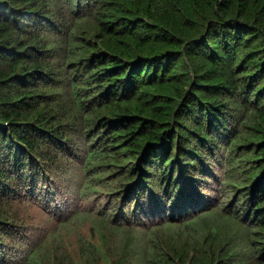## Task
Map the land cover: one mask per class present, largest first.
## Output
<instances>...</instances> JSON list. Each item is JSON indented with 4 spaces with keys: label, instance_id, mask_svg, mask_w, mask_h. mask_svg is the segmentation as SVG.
Instances as JSON below:
<instances>
[{
    "label": "trees",
    "instance_id": "16d2710c",
    "mask_svg": "<svg viewBox=\"0 0 264 264\" xmlns=\"http://www.w3.org/2000/svg\"><path fill=\"white\" fill-rule=\"evenodd\" d=\"M88 20L99 32L98 51L85 57L92 43L75 38L74 27ZM240 50L253 53L252 64L237 73ZM98 113L106 117L90 130ZM260 121L264 0H0V264H74L62 255L54 260L37 247L13 262L3 240L13 227L6 203L22 190L43 193L38 189L50 164L60 151L73 149L62 130L76 124L86 141L84 166L106 162L114 167L107 171L114 174L108 183L118 187L106 190L120 192L128 208L118 209L115 218L145 229L171 217L194 229L190 216L198 207L210 208L199 186L216 180L214 167L220 152L228 150L222 161L228 172H222L220 184L223 194H235L241 216L238 208L220 211L234 228L231 240L242 238L225 243L221 264H264ZM243 124L258 131L255 139L244 138ZM123 133L127 136L119 138ZM238 148L243 155L236 156ZM120 152L135 160L131 168L122 166L124 158L117 162ZM232 160L254 163L240 179ZM103 171L96 177L101 179ZM213 230L205 236L213 233L218 241ZM152 233L139 243L140 264H177L173 255L185 256L189 245L198 253L189 264H213L194 234L190 241L182 232L168 234L169 243L162 245Z\"/></svg>",
    "mask_w": 264,
    "mask_h": 264
},
{
    "label": "rangeland",
    "instance_id": "374dc122",
    "mask_svg": "<svg viewBox=\"0 0 264 264\" xmlns=\"http://www.w3.org/2000/svg\"><path fill=\"white\" fill-rule=\"evenodd\" d=\"M92 17L94 20L96 15ZM94 26V22L91 23L88 20L77 23L74 27L75 38L78 37L85 43H92L90 45L92 49H86L87 53L85 57H88L92 52L94 54L98 51V38L95 37L98 30ZM183 31L181 29V32ZM257 45L252 46L254 52L258 49ZM115 52L118 54L121 52V49L115 50ZM246 55V52L242 53L241 50L237 54L234 67L242 63V69L237 70V73L243 71V67L248 68L252 64L251 58L253 53L252 55ZM51 62L52 66L58 70V62L54 59ZM78 66L83 67V64L78 63ZM214 70L218 69L215 68ZM57 72L61 73V71ZM219 72L225 73L224 71ZM175 75L174 72L173 76ZM147 99L150 103H154L153 101L156 100ZM147 99L144 101H148ZM159 99L161 98L157 100ZM41 106L44 108L45 105L42 104ZM161 108H164V105ZM98 114L101 115L99 117L95 116V119L92 117L90 130L94 128L95 124L96 126L99 124L100 119L106 117L104 113ZM262 122L260 121V126L264 130V122L263 124ZM76 126L70 129L71 126L68 125L63 130V126L59 127L62 130L61 137L68 136V145L73 146V149H70V147L67 151H60L56 157V163L50 164L52 170L44 173L46 176L41 179V185L38 190L45 194L39 192L37 194L31 193V195H26V191L22 190L16 198H11L6 203V206L12 212V214L7 213V216L13 223V227L10 228L11 234L4 237L3 244L11 248L10 254L12 255L13 262L22 261L32 247H37L42 251H49V255L54 260H56L57 256L60 258L62 255L65 260H69L74 264H140L142 261V250L139 246L141 241L147 236V232L153 229V236L158 237L159 243L162 245H164L163 242L169 243L170 238L168 234H180L182 232V235L180 234L182 238H187L189 241L193 239L191 234H194L200 240L197 247L203 248V253L209 258L212 257V263H223L220 260V255L226 253L225 243L237 242L240 238L239 236V238L237 237L238 239L233 238L231 240L232 229L234 228L229 224L230 219L224 215V212L220 211V207L226 206L230 212L232 208L239 207V203L235 206V198H233L235 194L233 192L223 194L222 192L225 189L222 187L223 184H220V178L224 177V175L222 176V172L224 174L228 172L225 171L227 167L222 165V161L226 160L229 156L228 150H226L227 153L220 152V157L217 161L218 166L214 167L216 180L215 178H208V181L202 185L205 187L199 186L200 192L203 194L202 199L206 200V206L210 205V208L214 207V210H212L213 208H208L206 211L202 209L206 207L201 206L198 207L200 210L195 211L198 214L190 216V218H194L191 225L194 229H198L197 233L191 227L183 225L184 220H179L178 217L165 219L161 224L152 225L145 229V226L142 227L143 224L133 226L130 223H119L118 218L121 216L115 218L118 209L123 212V206H125V210L128 208L124 204L125 198L123 200L122 198H118L121 196L120 192H116L114 195V193L111 194V192L106 190L108 189L107 185L112 188L118 187L117 183H112V185L108 183L114 174L111 175L110 172L108 174L107 171L113 170L114 167L107 166L106 162L102 163V165L91 164L89 167L84 166L86 141L84 139V132L80 128L81 126L78 124ZM239 131L246 136L244 138L255 139V134H258L256 129L247 126V124L240 125ZM126 136L127 134L123 133L119 138H125ZM240 140L245 141V139ZM263 147L264 145H260V148ZM235 152L236 156L244 154V150L241 151L239 148ZM125 153L120 152V154H116L117 162L120 164V158H124L125 162L122 166L125 165V169H127L126 167L131 168L135 160L125 158ZM253 163V161L249 160L239 161L238 163L237 161H233L230 166H237L236 172L238 173V177L242 179L244 177L242 170L251 168ZM101 170L105 171H103V177L99 179L96 177V174ZM225 195H228L229 198L226 199ZM217 204L220 206H216ZM241 209V207L238 208L239 212H236L239 214L238 216H241ZM202 210L204 213H201ZM232 213L235 215L234 212ZM207 224H210V229L206 227ZM126 225H129L130 228H125ZM211 229H214L215 235L220 238L218 241L211 238L213 233H210L209 237L205 236ZM253 229L255 230V227ZM252 234L254 235L256 232L253 231ZM212 242L216 244L212 245ZM165 248L168 250L167 245ZM212 251H214L216 260L218 259L217 261L214 254L211 255ZM196 253L189 245L188 251L186 254L184 253L185 256L181 252L173 256L177 258V264H189L195 258Z\"/></svg>",
    "mask_w": 264,
    "mask_h": 264
}]
</instances>
